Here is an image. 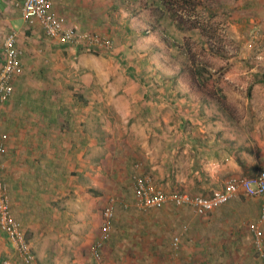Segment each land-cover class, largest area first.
Wrapping results in <instances>:
<instances>
[{
    "label": "crops",
    "instance_id": "1",
    "mask_svg": "<svg viewBox=\"0 0 264 264\" xmlns=\"http://www.w3.org/2000/svg\"><path fill=\"white\" fill-rule=\"evenodd\" d=\"M238 1L239 22L246 25L248 34L256 33L257 39H262L248 47L252 53L264 55V0ZM22 2L0 0V66L4 40L14 33L22 67L13 82L11 98L0 105V157L11 214L21 224L34 256L30 264H36V259L42 264L69 260L61 257L63 243L69 244L73 256L80 257L76 254L78 249L88 246V235L92 242V232L102 226V210L110 198H115L118 205L114 233L107 244L111 250L108 264H134L139 260L131 254L140 249L144 264H264V252L255 249L251 230L258 226L264 237L260 199L234 197L203 216L196 215L189 206L172 203L147 211L136 207L137 178L148 180L147 186L152 190L212 196L223 184L218 186L215 180L244 176L248 170L243 162L237 164L239 167L229 160L222 164L208 155L203 161L193 157L185 178L176 175L174 179V158L170 156L164 159L165 171L160 177L132 175L144 161L147 165L152 161L144 150L157 130L142 120L155 114L142 105L150 97L145 96L143 79L115 67L114 57L104 58L103 54L97 56L49 39L40 27L25 22L20 10ZM50 12L63 16L68 26L81 32L88 31L96 15L95 6L84 4L83 0H54ZM117 75L121 79L116 80ZM252 91L255 106L264 110V81L253 83ZM104 92L131 93L129 103L120 96L115 99L114 104L118 105L113 115L128 119V123L138 120L146 128L128 129L121 139V132L112 129V122L110 127L109 121L106 125L97 123L105 113ZM119 104L123 106L119 108ZM254 110L255 115L264 118V114ZM89 117L97 123L95 129L84 128ZM83 118H87L85 122ZM188 124L187 120H180L177 129H186ZM192 136L190 132L181 134L177 148H193ZM196 139L195 142L201 141ZM218 142L212 138L210 146ZM129 188L133 197L128 195ZM175 235H181L177 252L171 249ZM46 236L53 238L54 245L48 244V256H40L37 245ZM124 247L127 254L121 256ZM18 254L16 245L0 231V264L5 260L19 264L22 260ZM79 261L83 262H74Z\"/></svg>",
    "mask_w": 264,
    "mask_h": 264
},
{
    "label": "rangeland",
    "instance_id": "2",
    "mask_svg": "<svg viewBox=\"0 0 264 264\" xmlns=\"http://www.w3.org/2000/svg\"><path fill=\"white\" fill-rule=\"evenodd\" d=\"M193 1V6H188L187 11L179 9L175 13L157 8V0H83L86 5L95 6L96 15L90 23L91 27H87L88 32L107 36L113 41V55L112 52L105 53L102 55L104 58L105 55L110 58L117 55L112 60L114 66L126 69L130 75L137 74V77L142 72L144 75H141V80L151 77L153 82L157 83L155 81L160 79H174L168 86L171 88V95L166 94L160 86L154 89H146L143 86L146 93L151 94V98L149 101L143 100L142 105L151 108L152 113H155L151 121L157 130L144 150L152 161L148 162V165L147 161H144L132 175L160 177V173L165 171L164 159L171 156L174 158L173 178L175 179L176 175L185 178L189 172V161L193 157L196 159L198 153L201 161L205 155H209L212 159L215 157L219 163L226 164L229 160V163L238 166L235 157L223 149L229 145L234 150L241 149L235 154L236 158L243 162L245 170H248L242 175L255 176L264 170V118L255 115L253 108L259 110L262 115L264 110L255 106L257 101L251 95L252 84L257 82L254 76L264 74V55L257 51L252 53L248 46L259 44L262 39H257L256 33L248 34L246 25L239 22L238 12L241 5L238 0ZM124 28L130 33L120 38L123 31L121 29ZM197 69H202V78H197ZM117 79H121V76L117 75ZM136 86L135 82L134 87ZM104 93L105 113L103 117H99L97 123L106 125L109 121L110 127L112 122L111 128L119 129L121 139L126 137L124 131L128 129L146 128L145 124L138 120L128 123V119L113 115L115 105H118L114 104L115 99L120 96L129 103L128 96H131V93ZM123 105L125 106V102ZM123 105L119 104V108ZM86 119L83 118V122ZM180 120H187L189 124L186 129H177ZM97 123L89 117L84 128L95 129ZM187 132L193 135L190 139L192 150L187 147L177 148L178 138ZM196 137L203 142H211L212 138H217L219 142L216 146H210V142L201 143L200 147L203 148H200L195 144ZM214 182L219 186L224 179ZM130 190L129 188L128 195L133 197ZM189 193L201 195L199 192ZM113 199L114 216L109 239L102 240L100 224L99 229L92 232V242L88 239L91 236L88 235L86 239L89 245L84 244L83 250L78 249L76 254L80 257L70 253L68 243L59 242L63 243L61 257H68L69 260L55 264H91V261L95 264H108L111 250L107 244L114 233L113 221L118 205L116 199ZM110 200L111 198L107 202ZM84 233L86 230H83ZM48 244L49 247L54 245L53 238L42 237V244L37 245L41 251L40 256H48ZM126 249H121V256L127 254ZM142 253L140 249L131 254L132 258L139 260L134 264H144L140 261ZM79 259L83 262H74ZM18 262L24 264L20 260ZM36 262L42 264L40 259H36ZM109 264H112V261Z\"/></svg>",
    "mask_w": 264,
    "mask_h": 264
},
{
    "label": "built area",
    "instance_id": "3",
    "mask_svg": "<svg viewBox=\"0 0 264 264\" xmlns=\"http://www.w3.org/2000/svg\"><path fill=\"white\" fill-rule=\"evenodd\" d=\"M54 0H23L20 10L23 19L29 26L37 25L46 37L58 40L60 43L83 49L86 52L99 51L101 54L111 53L113 41L107 36L97 35L88 31H79L70 27L63 16L50 12ZM17 5V4H16ZM18 6V5H17ZM22 71L20 51L16 47L15 34H10L3 43V61L0 66V105L7 102L13 94V82ZM0 141V154L2 152ZM2 162L0 157V231L7 240L16 245L18 255L25 264L34 260L31 248L25 239L21 224L14 219L10 210V201L6 185L2 180ZM148 180L137 178L134 186L136 207L141 211L161 209L172 203L175 206H189L198 216L206 215L214 209L226 204L234 197L260 199V222H264V170L255 176H229L221 189L212 196L190 195L188 193H166L152 190L147 185ZM115 201L111 199L102 211V240L110 237L111 223L114 216ZM254 236L255 249L264 252L263 232L258 226L251 228ZM181 235H175L171 240V249L177 252L180 248ZM98 257V254H96ZM1 264H13L5 260Z\"/></svg>",
    "mask_w": 264,
    "mask_h": 264
},
{
    "label": "trees",
    "instance_id": "4",
    "mask_svg": "<svg viewBox=\"0 0 264 264\" xmlns=\"http://www.w3.org/2000/svg\"><path fill=\"white\" fill-rule=\"evenodd\" d=\"M158 2H159V5H157V8H162L163 10H165L166 12H169V11H173V12H177L179 9H182V10H184V11H187L186 9H187V7L189 6L190 7V5H192L193 6V3H194V1L193 0H157ZM188 7V8H189ZM175 10V11H174ZM180 17H183V15H180ZM121 30H123L122 32H121V34H120V38L121 37H126V35L128 34V33H130V31L127 29V28H124V29H121ZM90 53H92V54H95V55H97V56H99V55H101V52H99V51H91ZM116 56L117 55H115L114 56V59L116 58ZM143 76L144 74L141 72V73H139V75H138V77H140V76ZM196 76H197V78H202L204 75H203V72H202V69H197V71H196ZM254 78H255V81H257V82H261V81H264V74H261V75H255L254 76ZM143 81H144V84H145V88L146 89H150V88H152V89H154L155 87L157 88V87H161L162 88V90L166 93V94H169V95H171L172 93H171V88H169L168 86H169V84H171L173 81H174V79H168V80H165V79H163V80H158V81H155V82H157V83H154L153 82V80L151 79V77H148V78H146V79H143ZM155 84V85H154ZM164 87V88H163ZM145 93H146V91H145ZM146 95H149L150 97H151V94H145V96ZM150 97H148L147 96V98L149 99ZM222 99V98H221ZM223 100V99H222ZM147 111V110H146ZM151 114V113H150ZM151 119H153V117H152V115L151 116H149V115H146L145 117H143L142 118V120H143V122H145L146 124H147V126H149L150 128L152 127V129H155V126L154 125H152L153 123H152V121H151ZM201 143H203L202 141H197V142H195V144L196 145H198L199 147H200V145H201ZM206 143V142H205ZM201 148H203V146L201 147ZM224 150H225V152H227L230 156H233V157H235V161H236V163L237 164H239V165H241L242 164V161L237 157L236 158V151L237 152H240V150L241 149H239V148H237V150L235 149H232L229 145H227V146H225L224 148H223ZM227 154V155H228ZM228 155V156H229ZM198 157H196V158H199L200 157V154L198 153V155H197ZM169 157V156H168ZM208 157V155H205L204 157H203V159H206Z\"/></svg>",
    "mask_w": 264,
    "mask_h": 264
}]
</instances>
